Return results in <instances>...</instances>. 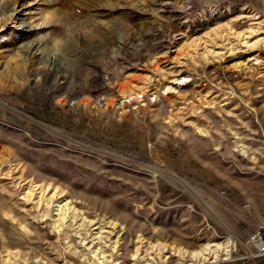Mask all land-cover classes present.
Listing matches in <instances>:
<instances>
[{
    "label": "rangeland",
    "instance_id": "rangeland-1",
    "mask_svg": "<svg viewBox=\"0 0 264 264\" xmlns=\"http://www.w3.org/2000/svg\"><path fill=\"white\" fill-rule=\"evenodd\" d=\"M260 227L264 0H0V264H264Z\"/></svg>",
    "mask_w": 264,
    "mask_h": 264
},
{
    "label": "bare ground",
    "instance_id": "bare-ground-1",
    "mask_svg": "<svg viewBox=\"0 0 264 264\" xmlns=\"http://www.w3.org/2000/svg\"><path fill=\"white\" fill-rule=\"evenodd\" d=\"M224 242V241H223ZM96 243V242H95ZM140 243L143 245L144 241L143 239L140 241ZM95 245V244H94ZM142 245H138L135 249L134 258H138L140 254V250L142 249ZM151 250L147 249V254L150 255L149 259L156 261L157 256H162L165 251H167L168 247L165 244H153L150 246ZM230 248V247H229ZM227 245H224L222 243H207L202 249L191 252L190 255H186L185 251H182L181 249L173 250L171 251L172 255L179 256L177 264H206V263H214V262H220L221 260H228L231 257V249H229ZM146 250V249H145ZM156 252V256H152V253ZM166 255V254H165ZM146 257V256H145ZM189 257V259H187ZM168 257H166L167 259ZM148 260V259H147ZM144 261V259H143ZM147 264H153V262H147Z\"/></svg>",
    "mask_w": 264,
    "mask_h": 264
},
{
    "label": "built area",
    "instance_id": "built-area-1",
    "mask_svg": "<svg viewBox=\"0 0 264 264\" xmlns=\"http://www.w3.org/2000/svg\"><path fill=\"white\" fill-rule=\"evenodd\" d=\"M248 210H252V207L248 205ZM246 245L254 250V254L251 257H264V228L257 229L247 240ZM241 259H247L243 257Z\"/></svg>",
    "mask_w": 264,
    "mask_h": 264
}]
</instances>
